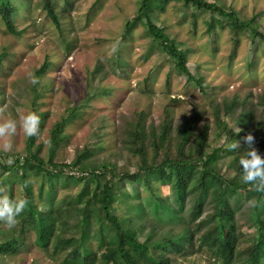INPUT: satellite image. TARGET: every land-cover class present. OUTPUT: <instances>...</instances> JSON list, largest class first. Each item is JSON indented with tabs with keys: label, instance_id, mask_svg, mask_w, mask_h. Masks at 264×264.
I'll list each match as a JSON object with an SVG mask.
<instances>
[{
	"label": "trees",
	"instance_id": "16d2710c",
	"mask_svg": "<svg viewBox=\"0 0 264 264\" xmlns=\"http://www.w3.org/2000/svg\"><path fill=\"white\" fill-rule=\"evenodd\" d=\"M169 1L140 0L124 31L141 24L144 34L156 41L159 53L173 60L188 83L201 88L186 67L187 49L182 50L157 27L151 15ZM175 1L216 14L233 34H251L264 45L255 16L243 21L222 4ZM32 4L33 0H0V20L8 34L18 37L28 29L31 11L24 28H17L15 17L21 9L30 10ZM42 8L59 30V16L49 0H44ZM6 55L2 49L0 63ZM49 66L45 60L32 74L38 80L30 83L34 108L37 88ZM250 95L219 101L209 97L211 123L198 110L181 121L167 107L156 122L144 111L120 114L114 148L101 142L106 119L100 117L92 133L98 140L86 144L68 164L54 160L63 142L57 135L61 124L51 130L44 156L40 155L41 145L34 151L46 113L33 109L39 116L38 135L27 136L22 153H0V194L27 201L14 228L0 222V256L17 254L29 246L26 234L31 232L32 245L52 264H183L180 258L189 251L202 252L208 264H263L264 192L242 182L238 163L246 148L243 138L249 134L254 138L253 147L264 158V94L257 95L255 102L249 101ZM76 108L69 109V115ZM231 121L235 128L229 126ZM236 141L239 148L230 149ZM94 148L111 152L96 160L91 158ZM9 157L12 164L6 162ZM161 183L168 188V195L154 192ZM73 185L79 186L76 191ZM121 197L126 202L123 216L115 205ZM241 223L252 231L251 237Z\"/></svg>",
	"mask_w": 264,
	"mask_h": 264
},
{
	"label": "rangeland",
	"instance_id": "374dc122",
	"mask_svg": "<svg viewBox=\"0 0 264 264\" xmlns=\"http://www.w3.org/2000/svg\"><path fill=\"white\" fill-rule=\"evenodd\" d=\"M207 1L232 9L243 21L255 16L257 30L264 34V0ZM43 2L33 0L30 10L21 9L16 15L17 28L21 29L31 11L30 25L21 36L8 34L0 20V52L4 49L7 53L0 63V121H19L20 116L35 108L46 113L43 128L34 142V151L41 145L42 156L47 151L50 132L58 124L61 130L57 135L63 142L54 160L68 164L86 144L94 145L98 140L92 133L100 117L106 119V134L101 142L114 148L120 114L144 111L156 122L167 107L181 121L198 110L211 123L209 97L214 96L216 101L235 96L243 99L250 93L249 101L255 102L257 95L264 94V45L251 34H233L226 21L216 14L193 10L175 0L151 13L156 26L164 29L182 50L187 49L186 67L199 80L201 88H198L178 73L172 59L159 53L156 41L144 34L141 24L125 33L124 25L137 12L140 0H49L59 16V30L46 17ZM45 60L50 66L40 80L34 108L31 77ZM93 90L94 94L86 98ZM74 106L78 108L69 115V109ZM229 126L235 128V121ZM26 139L18 126L16 133L8 138L11 150L0 148V153H22ZM3 143L0 139V145ZM110 152L94 148L91 158L98 160ZM234 170L231 168V172ZM78 187L73 185L72 190ZM154 192L169 193L164 183ZM115 205L123 216L124 198ZM240 226L251 237L248 226L243 223ZM26 235L29 246L17 254L0 256V263L52 264L32 245L33 234ZM161 236L165 237V232ZM96 243L97 240L93 242ZM180 261L208 264L202 252L189 251Z\"/></svg>",
	"mask_w": 264,
	"mask_h": 264
},
{
	"label": "clouds",
	"instance_id": "9594fccd",
	"mask_svg": "<svg viewBox=\"0 0 264 264\" xmlns=\"http://www.w3.org/2000/svg\"><path fill=\"white\" fill-rule=\"evenodd\" d=\"M31 82L36 84L38 80L32 76ZM18 126L22 128L26 136H37L39 133V116L33 111H28L27 114L19 117V121L16 119L0 121V139L4 140L0 148L3 151L11 150L12 145L8 138L16 133ZM243 139L246 148L238 161L239 165L242 166L241 180L254 191L264 192V158L253 147L254 138L252 135H246ZM229 148H239V142L230 144ZM6 162L12 164L13 160L9 157ZM26 204L27 201L23 198H10L7 194H0V222L9 229L14 228L18 222L17 218Z\"/></svg>",
	"mask_w": 264,
	"mask_h": 264
}]
</instances>
